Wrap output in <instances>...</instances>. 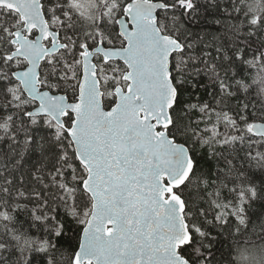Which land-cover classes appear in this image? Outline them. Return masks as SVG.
I'll list each match as a JSON object with an SVG mask.
<instances>
[{
  "label": "snow or ice",
  "instance_id": "1",
  "mask_svg": "<svg viewBox=\"0 0 264 264\" xmlns=\"http://www.w3.org/2000/svg\"><path fill=\"white\" fill-rule=\"evenodd\" d=\"M0 264H264V0H0Z\"/></svg>",
  "mask_w": 264,
  "mask_h": 264
}]
</instances>
